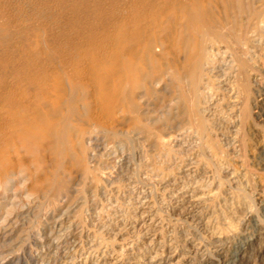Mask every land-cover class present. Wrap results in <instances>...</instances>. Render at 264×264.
I'll return each mask as SVG.
<instances>
[{
  "label": "bare ground",
  "instance_id": "6f19581e",
  "mask_svg": "<svg viewBox=\"0 0 264 264\" xmlns=\"http://www.w3.org/2000/svg\"><path fill=\"white\" fill-rule=\"evenodd\" d=\"M260 25L264 0H0V194L20 179L55 197L90 188L101 194L112 180L98 176L93 134L128 146L135 139L145 154L169 144L161 128L174 115L216 146L205 106L213 97L226 102L230 91L243 123L259 57L244 34L263 40ZM222 54L229 60L217 75ZM156 97L164 109L149 123L146 103ZM17 225L0 223V264H19L6 245Z\"/></svg>",
  "mask_w": 264,
  "mask_h": 264
},
{
  "label": "rangeland",
  "instance_id": "374dc122",
  "mask_svg": "<svg viewBox=\"0 0 264 264\" xmlns=\"http://www.w3.org/2000/svg\"><path fill=\"white\" fill-rule=\"evenodd\" d=\"M246 36L256 49L252 54L260 57L253 78L259 79L253 83L243 123L229 106L234 102L230 91L226 102L221 97L208 99L205 117L214 125L216 146L174 115L161 128L170 144L163 150L149 148L142 154L135 139L128 146L122 138L93 134L89 151L95 155L94 165L98 162V176L111 174L106 175L112 181L103 184L104 193L90 188L55 197L48 189L34 193L33 183L20 179L9 193L0 194V223H18L6 245L19 264H29L33 256L37 264H264V39L250 32ZM227 57L218 56L215 74L227 67ZM259 96L260 101H254ZM156 99L146 103L149 123H155L164 109ZM73 177L72 186L79 188L78 176ZM73 198L77 201L71 203ZM56 219L65 232L60 233ZM64 233L68 237L62 241ZM49 247L55 249L46 256Z\"/></svg>",
  "mask_w": 264,
  "mask_h": 264
}]
</instances>
